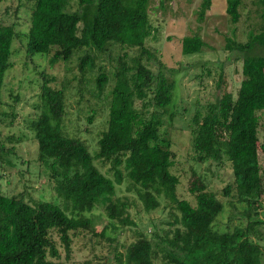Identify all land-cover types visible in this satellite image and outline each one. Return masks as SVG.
Instances as JSON below:
<instances>
[{
    "label": "trees",
    "instance_id": "trees-1",
    "mask_svg": "<svg viewBox=\"0 0 264 264\" xmlns=\"http://www.w3.org/2000/svg\"><path fill=\"white\" fill-rule=\"evenodd\" d=\"M157 1L162 10L171 0ZM17 2L28 11L25 32L6 22V8L0 11V94L5 73L12 67L11 45L21 39L29 60L36 55L48 57L53 65L74 57L83 79L84 74L94 72L91 84L97 100L107 83L110 88L103 96L106 116L96 151L90 154L85 142L64 130L63 86L50 87L52 78L39 73V103L33 105L37 112L27 127L36 145L38 170L52 182L60 204L30 203L22 193H0V264H62L57 248L68 261L73 238L85 234L103 238L107 226L134 227L128 214L130 201L115 195V186L123 181L144 212L157 209L162 200L169 213L176 215L164 222L166 230L157 232L153 227L149 236L136 231L121 251L114 249L110 264H264L260 227L264 223L254 219L264 194L257 156L258 129L261 118L264 120V109L259 110L264 107V12L257 32L248 33L244 43L226 39L224 49L240 60L241 80L234 96L225 91L219 75L214 101L195 103L189 119L190 161L225 160L231 169L232 180L220 196L238 204V222L231 229L220 230L216 218L224 208L222 202L198 177L187 190L192 201L180 198L176 190L179 180L170 170L175 160L172 142L159 130L163 112L171 120L174 103L168 106L173 81L164 76L163 66L145 44L155 31L147 13L151 0ZM241 3L224 0V13L231 24L239 20ZM210 8L211 0H200L197 20ZM203 47L197 35L180 39L183 56L196 55ZM101 61L112 65L108 73L95 66ZM150 65L157 67L154 70ZM95 114L89 110L87 125ZM9 150L0 142V165H9L8 158L2 161ZM260 151L264 146L260 145ZM96 163L107 165L104 173ZM96 206L108 222L98 232L93 231L90 217Z\"/></svg>",
    "mask_w": 264,
    "mask_h": 264
},
{
    "label": "rangeland",
    "instance_id": "rangeland-1",
    "mask_svg": "<svg viewBox=\"0 0 264 264\" xmlns=\"http://www.w3.org/2000/svg\"><path fill=\"white\" fill-rule=\"evenodd\" d=\"M199 1L171 0L161 10L158 8V1L151 0L147 13L155 31L145 44L155 54L157 62L163 66L164 76L173 81L171 102L168 106L171 108L174 103L170 110L171 120L167 113L163 112L160 116L159 132L165 134V137L170 138L172 142L175 160L170 170L179 180L177 193L180 198L192 201L187 190L194 177H198L206 185L207 190L213 192L222 202L224 208L216 221H218L217 228L225 230L237 224L238 216L235 213L240 210L232 199L220 196L221 189L232 180L231 169L225 160L220 163L204 164L190 161L189 119L195 103L205 105L214 101L219 75L223 76L225 91L234 96L241 80L240 60L237 59L238 55L224 49L225 42L226 39H230L244 43L248 33L257 32L261 23L260 15L264 12V4L261 3L264 0H242L239 20L235 24H231L224 13V0H211V8L204 18L198 21L196 12ZM69 5L73 9L74 1ZM3 8H6L8 13L6 22L15 23L20 32H25L28 25L27 8H19L17 0H5L0 4V11ZM192 35H197L204 42V47L196 55L183 56L180 53V39ZM23 44L24 41L21 39L15 40L11 45L12 67L5 73L0 94L2 119L0 142L5 148H10L9 153L11 152L2 159L3 161L8 158L9 165H0V193L11 196L22 193L25 201L30 203L38 201L59 203L54 195L52 182L40 169L38 170L35 161L36 145L27 127L28 122L37 112L33 105L39 103V73L43 72L47 77L52 78L50 87L59 89L63 86L66 96L64 130L85 142L90 154L96 151L95 143L104 124L107 106L103 96L110 88V84H106L103 94L97 100L94 98L95 89L91 84L94 72L84 74L83 79L77 72L74 57L68 63L56 62L53 65L49 64L48 57L36 55L29 60L25 57ZM95 66L103 67L107 73L112 67L106 61L96 63ZM150 67L155 70L157 66L150 65ZM90 109L95 110L96 114L92 123L87 125L85 118ZM263 109L264 107L261 106L259 110ZM263 123L264 120L261 118L257 156L262 171L264 191V151H260V145L264 146ZM96 165L103 173L107 169V165L100 166L98 163ZM125 186V181L115 186V195L126 197L130 201L128 214L134 227L110 229L107 226L103 238L93 237L92 234L73 238L69 260L65 261L63 251L58 247L60 255L58 262L110 264L114 249L121 251L122 245L131 242L138 232L149 236L153 227L157 232L160 229H167L164 222H171L176 214L169 213V209L164 207L166 203L159 200L160 206L146 213L134 193L127 192ZM259 206V213L254 219L264 223V194ZM90 217L93 231L98 232L108 223L99 206L91 210ZM260 227L264 233V225ZM261 244L264 245V239Z\"/></svg>",
    "mask_w": 264,
    "mask_h": 264
}]
</instances>
